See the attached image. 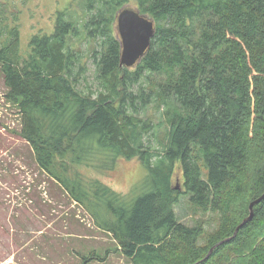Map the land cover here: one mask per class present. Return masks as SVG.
I'll list each match as a JSON object with an SVG mask.
<instances>
[{"label":"trees","instance_id":"1","mask_svg":"<svg viewBox=\"0 0 264 264\" xmlns=\"http://www.w3.org/2000/svg\"><path fill=\"white\" fill-rule=\"evenodd\" d=\"M81 1L84 22L59 13L25 53L19 12H9L16 6L0 4V72L38 168L131 264H264V200L204 260L264 193V0ZM124 6L152 18L156 33L142 60L123 69L114 24ZM81 29L101 41L92 80L69 46ZM151 105L166 119L157 147L144 141ZM122 164L145 171L126 193L101 179ZM181 196L217 215V227L182 224Z\"/></svg>","mask_w":264,"mask_h":264},{"label":"rangeland","instance_id":"2","mask_svg":"<svg viewBox=\"0 0 264 264\" xmlns=\"http://www.w3.org/2000/svg\"><path fill=\"white\" fill-rule=\"evenodd\" d=\"M8 1L16 6L8 11L19 12L17 24L23 53L32 36L52 33L59 13L67 12L72 15L70 20L79 24L86 17L81 0H0V4ZM116 24L115 21L117 34ZM68 40L71 50L87 65L92 80L91 63L94 54L102 50L101 41L82 29L79 37ZM2 79L0 72V264H82V259L87 264H131L111 236L96 229L85 210L38 168L31 147L21 136L18 100L7 97L8 89ZM161 111L151 105L142 116L151 119L154 126L144 137L147 146L157 147L166 132ZM144 174L137 164H122L101 179L114 190L126 193ZM178 177L176 174L173 188L179 191ZM187 199L181 196L175 206L179 221L188 227L200 225L206 232L213 231L218 216L195 212Z\"/></svg>","mask_w":264,"mask_h":264},{"label":"water","instance_id":"3","mask_svg":"<svg viewBox=\"0 0 264 264\" xmlns=\"http://www.w3.org/2000/svg\"><path fill=\"white\" fill-rule=\"evenodd\" d=\"M117 36L120 42L121 54L119 59L120 68H132L145 56L150 47L156 29L153 19L141 14L138 10L122 7L116 14ZM264 200V193L251 201L248 205V215L235 228L231 237L225 238L209 249L204 260L209 259L213 251L232 241L248 222L254 217V207Z\"/></svg>","mask_w":264,"mask_h":264}]
</instances>
